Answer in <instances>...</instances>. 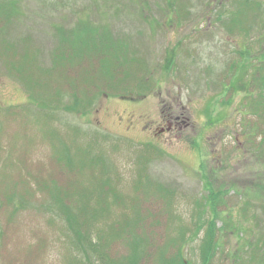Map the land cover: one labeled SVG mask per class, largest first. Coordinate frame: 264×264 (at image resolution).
Wrapping results in <instances>:
<instances>
[{"label":"rangeland","instance_id":"obj_1","mask_svg":"<svg viewBox=\"0 0 264 264\" xmlns=\"http://www.w3.org/2000/svg\"><path fill=\"white\" fill-rule=\"evenodd\" d=\"M239 1L0 0L8 13L6 21L0 16V264H71L83 251L71 241L54 186L91 193L111 184L122 202L112 205L108 191L106 202L92 199L85 207L82 242L93 264L105 261L90 239L110 241L111 223L122 213L130 221L136 212L141 218L132 223L143 220L149 242L154 245V235L155 244L165 243L163 253L179 242L183 264H203L210 224L218 243L211 264H232L242 254L239 264L252 261L257 251L250 241L264 238V214L251 217L264 211L258 187H264V134L250 109L259 88L247 82L264 54V0L234 14L241 26L230 19ZM87 22L123 33L130 51L137 50L129 61L139 59L148 72L92 97L82 111L65 109L73 104L68 87L51 88L56 77L47 70L52 36L58 26L83 32ZM77 45L82 53L83 40ZM27 54L41 71L37 76L52 79L39 98L43 108L31 103L21 78L19 63L27 71L32 61ZM6 56L17 69L5 66ZM88 61L76 58V64ZM231 74L239 78L225 89ZM160 107L179 111L188 125L176 136L154 135ZM150 243L141 264H167L157 261L158 247ZM126 248L118 238L106 251L120 258Z\"/></svg>","mask_w":264,"mask_h":264},{"label":"trees","instance_id":"obj_2","mask_svg":"<svg viewBox=\"0 0 264 264\" xmlns=\"http://www.w3.org/2000/svg\"><path fill=\"white\" fill-rule=\"evenodd\" d=\"M250 1H256L258 3L260 0H240V8L233 12L231 14L230 19H233V23L242 25L243 21H239L234 17V14L238 11L246 10L247 7H252L255 5L248 4ZM7 11L5 10L4 6L0 9V16L4 18V20H7ZM0 24H1V17H0ZM83 30V32H74V31H65L60 29V26L55 27L56 36H52L54 39L53 48L51 49V58H50V65L47 67V70L50 71V77H56L55 81L52 82L49 80L44 81L45 77L42 75L41 77L37 76L38 73L41 71L38 69L37 66H35V62L30 58V54H27L23 56L24 59L29 58L31 59V65L28 66V70L26 71V68L24 65L19 63V65L22 68L23 75L21 74V78L23 79V82L27 88V91L30 93V101L31 103L35 105L37 104L38 107H44L43 99L40 100L39 98H42V96L46 95V92L49 91V83L51 84V88L53 86L59 87L60 84H64L65 90L66 87H68V90H66L70 96L73 98V104L72 105H62L65 109H73L76 108L79 111H82V108L84 106H87L90 104L92 97H96L99 94H105L108 95L111 89H115V85H120L121 80H128L129 77L133 76L134 74H142L148 72L146 70V64L140 63L141 61H138L137 59H134V61L131 63L129 61L130 55V43L128 42V39L121 36V32H110L109 29H98L94 25H90L89 22H87L84 25L80 26ZM244 29V28H243ZM264 32V31H263ZM84 42V45L82 47V53H79L80 46L78 47L77 42L82 41ZM136 50V49H135ZM134 50V51H135ZM133 51V52H134ZM137 51V50H136ZM3 53V52H2ZM248 53V50L246 49V52ZM82 54V57H87L89 59L88 62L79 63L76 64V58H78ZM2 55V54H1ZM3 56V55H2ZM262 60H264V54L261 55ZM3 62L5 63L6 67H12L13 69H17L12 63L8 56L2 58ZM23 60V59H22ZM262 60L259 61V69L258 67H255L253 69L252 74L250 75V78L248 80L247 76H245V81L248 80V84L252 86L251 89H254L255 87L259 88V96H254V93L251 94L250 98H253V102L250 105L251 113L253 115L257 116V120H261L259 123V127H261L262 133L264 134V72L260 74V71H264V66L261 65ZM8 64V66L6 65ZM234 65V64H233ZM19 66V68H20ZM236 67V66H234ZM45 68V67H44ZM35 69L38 70L35 72ZM81 71L79 72V70ZM120 69H124L123 71ZM259 70V75L258 73ZM133 72V73H132ZM79 73V74H78ZM123 73L125 75L123 76ZM80 75L81 80L77 81L76 76ZM136 77H138L136 75ZM239 78V76L231 74L229 76V81L227 87L234 88V85L230 83V81H236ZM242 79V81L244 80ZM143 79L140 80V82L143 83ZM246 83V84H247ZM246 84L244 85V88L246 89ZM127 86V82L125 84ZM122 85V86H124ZM121 86V87H122ZM125 86V87H126ZM124 87V88H125ZM54 89V88H53ZM59 91V89H58ZM81 91L80 94L82 96H79L78 93ZM253 91V90H252ZM60 93V91H59ZM43 94V95H42ZM111 94V92L109 93ZM39 95L41 97H39ZM35 102V103H34ZM248 104V102H247ZM51 108H54L55 105L51 104ZM149 183V182H148ZM157 184V183H154ZM140 186V185H138ZM62 187V186H61ZM136 187V186H135ZM260 190H264L263 186H258ZM55 192L53 193V198H55L62 206L59 208V211H61L64 214V219L68 222V229L69 232H73L75 235L74 238H71L74 245L78 248H81L83 252L82 256H74V258L71 259V264H93L91 262V259L89 257V252L85 250V244L82 242V238L86 236V214L87 208L86 205H88L87 202H89L92 199H95L96 202H99L100 200L106 202L105 195L108 191L111 192V204L117 202H122L123 198L117 193L115 187L111 184V188L106 185L105 187H98L97 192H91L88 193V190H78L73 188H65V187H56ZM108 188H110L108 190ZM51 194V193H50ZM144 194L142 193V196ZM77 196V197H75ZM214 195H212L213 197ZM97 198V200H96ZM82 200L86 201L85 204H83ZM146 201V200H144ZM77 202L80 204L78 205ZM137 202V199H136ZM139 202V200H138ZM75 203L76 206L72 205ZM133 205V204H132ZM139 204L137 203L136 206ZM264 210V205H260ZM100 208L102 206H99ZM79 209V210H78ZM151 213V212H150ZM149 210L146 211L144 217L150 216ZM263 213L260 214H251V217L255 218V220L259 219V216H262ZM80 215V217H79ZM142 212H136V215L132 217L129 221V219L126 218V214L122 213V218L118 221H113L111 223V227H108L111 232V240L108 241V239L104 242L101 241V239L98 238V240L90 239L91 244L93 245L94 242H96L97 246L94 249V252L100 251L102 259L105 261L104 264H141V261L143 259H146L148 256L147 252V246L149 245V235L146 233V227L143 224V220L140 222H133L132 219L134 218H141ZM264 218L263 217H260ZM263 225V224H262ZM242 231L253 233L251 227L243 225L241 227ZM213 231V228L210 227L205 233L204 236V243L202 244L201 250L203 249V264H211L212 259L214 255L216 254V250L218 248V243L216 238H214L213 234L211 235ZM123 232V234H122ZM118 238H121L124 240L127 248L125 253L121 254L120 258H115L114 256H109L107 253V247L114 243V241ZM153 244L151 246L158 247L157 248V261H166L167 264H183L182 258H180V253L182 252V247L177 243H174V246L177 244V248L175 251H173L171 254L169 253H163L164 245H157L154 242V235L153 239L150 241ZM249 241V239H248ZM248 241L244 242V246ZM256 242V243H255ZM259 242V243H258ZM255 243V244H254ZM74 246V247H75ZM252 248V253H254V250L257 251V255L252 259V261H247V264H264V238L263 236L256 235L255 241H250L249 246ZM138 248V249H137ZM137 249L138 251L132 253ZM170 250V249H168ZM93 253V252H92ZM243 253H246V250L243 251ZM124 255V256H123ZM24 258H28V253L24 256ZM96 258V256H95ZM94 258V259H95ZM110 259V260H109ZM109 260V261H108ZM234 261L232 264H239V261L241 260V263L245 262L244 255L235 256ZM146 261V260H145ZM95 263V261H94ZM19 264H27V260L23 261Z\"/></svg>","mask_w":264,"mask_h":264},{"label":"flooded vegetation","instance_id":"obj_3","mask_svg":"<svg viewBox=\"0 0 264 264\" xmlns=\"http://www.w3.org/2000/svg\"><path fill=\"white\" fill-rule=\"evenodd\" d=\"M211 1L213 0H210V2ZM158 112L160 116V123L156 126L154 135H157V133H169L171 136H176L178 134L177 131L181 129L182 126L188 125L183 115L172 107H167V110H165L164 107H160Z\"/></svg>","mask_w":264,"mask_h":264}]
</instances>
